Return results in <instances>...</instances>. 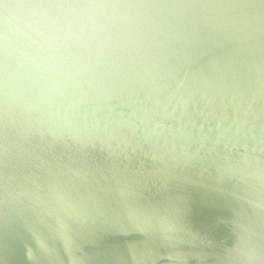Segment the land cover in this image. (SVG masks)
I'll list each match as a JSON object with an SVG mask.
<instances>
[{"label": "water", "instance_id": "1", "mask_svg": "<svg viewBox=\"0 0 264 264\" xmlns=\"http://www.w3.org/2000/svg\"><path fill=\"white\" fill-rule=\"evenodd\" d=\"M0 264H264V0H0Z\"/></svg>", "mask_w": 264, "mask_h": 264}]
</instances>
